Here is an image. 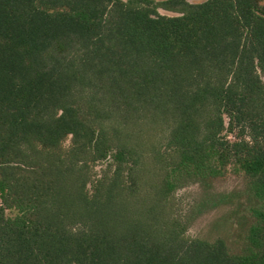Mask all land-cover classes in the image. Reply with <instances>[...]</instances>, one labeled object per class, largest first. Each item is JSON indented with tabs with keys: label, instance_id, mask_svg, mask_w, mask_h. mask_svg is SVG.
I'll return each mask as SVG.
<instances>
[{
	"label": "trees",
	"instance_id": "trees-1",
	"mask_svg": "<svg viewBox=\"0 0 264 264\" xmlns=\"http://www.w3.org/2000/svg\"><path fill=\"white\" fill-rule=\"evenodd\" d=\"M159 6L0 0V264H264V1ZM229 166L239 253L170 199Z\"/></svg>",
	"mask_w": 264,
	"mask_h": 264
},
{
	"label": "rangeland",
	"instance_id": "rangeland-1",
	"mask_svg": "<svg viewBox=\"0 0 264 264\" xmlns=\"http://www.w3.org/2000/svg\"><path fill=\"white\" fill-rule=\"evenodd\" d=\"M151 1L160 14L169 16L178 14L159 6V2L162 0ZM188 1L200 2L202 0ZM261 78L264 82V76ZM158 135H160L159 140L162 141L163 133ZM228 137L233 139L232 134H229ZM70 145L71 137L68 136L63 141L62 147L67 149ZM104 169V162L93 164L94 178L101 176ZM244 186L245 179L242 173L229 166L222 176L204 184L190 182L178 188L170 199L176 203V216L181 217L186 223L184 237L187 239L203 238L210 241L220 237L225 240L231 252H241L245 246L248 227L251 224V219L247 218L242 207L247 205ZM88 187H91L90 184ZM236 191H240L239 197L236 196ZM15 213L16 211L13 209L7 211L10 216Z\"/></svg>",
	"mask_w": 264,
	"mask_h": 264
}]
</instances>
